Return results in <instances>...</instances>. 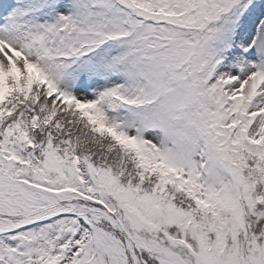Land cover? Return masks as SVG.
<instances>
[{"label":"snow or ice","instance_id":"6c2138e0","mask_svg":"<svg viewBox=\"0 0 264 264\" xmlns=\"http://www.w3.org/2000/svg\"><path fill=\"white\" fill-rule=\"evenodd\" d=\"M0 264H264V0H0Z\"/></svg>","mask_w":264,"mask_h":264}]
</instances>
